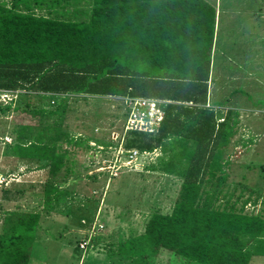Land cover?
Wrapping results in <instances>:
<instances>
[{"label":"trees","instance_id":"obj_1","mask_svg":"<svg viewBox=\"0 0 264 264\" xmlns=\"http://www.w3.org/2000/svg\"><path fill=\"white\" fill-rule=\"evenodd\" d=\"M215 25L216 10L204 0H0V90L55 96L49 115L64 113L66 98L60 96L70 94L138 97L149 90L147 98L172 102L156 134L130 132L122 146L160 150L146 168L182 179L172 209L151 212L143 231L120 240L104 261L157 264L164 252L186 264H249L264 257V197L255 190L244 198L242 183L235 184L240 189L227 186L231 163L223 158L237 125L229 118L216 125L212 111L203 108L218 45ZM234 93L214 106H235ZM234 114L229 109L228 116ZM15 127L5 155L42 163L47 176L73 175L70 153H58L57 145L65 139L79 147L80 140L55 123ZM65 195L46 181L40 211L3 215L0 264H29L43 219ZM69 213L67 221L87 225Z\"/></svg>","mask_w":264,"mask_h":264},{"label":"rangeland","instance_id":"obj_2","mask_svg":"<svg viewBox=\"0 0 264 264\" xmlns=\"http://www.w3.org/2000/svg\"><path fill=\"white\" fill-rule=\"evenodd\" d=\"M204 1L216 10L218 45L212 51L209 102L203 108L212 111L216 125L224 118L234 119V128L237 125L223 158L231 163L227 186L240 189L235 184L242 183L246 186L244 198L255 190L263 198L264 0ZM233 90L235 106H214L217 99L226 102ZM241 91L251 97L247 99ZM147 92L138 91L135 96L152 97ZM64 97V113L49 115L56 107L55 96L0 90V108L9 107L0 111V225L6 212L40 211L42 188L46 181L52 182L66 195L56 211L43 219L29 264H114L104 261L105 253L115 251L120 240L140 234L151 212L169 213L182 179L146 168L162 156L158 149L138 157L136 165L126 162V153L119 147L124 137L120 100L98 95L60 96ZM182 105L191 107L190 103ZM13 108L24 112L15 113ZM229 109L234 110V117L228 116ZM36 111L40 113L34 115ZM54 123L82 143L74 147L62 139L57 145L58 153L68 151L69 161H74L72 176L64 172L47 176L42 163H27L4 154L17 124L37 129V125ZM5 195L16 199L7 200ZM251 210V206L246 208ZM68 212L87 225L81 229V224L67 221L64 215ZM181 260L164 252L157 264H186ZM249 264H264V257L254 256Z\"/></svg>","mask_w":264,"mask_h":264},{"label":"built area","instance_id":"obj_3","mask_svg":"<svg viewBox=\"0 0 264 264\" xmlns=\"http://www.w3.org/2000/svg\"><path fill=\"white\" fill-rule=\"evenodd\" d=\"M121 105L124 109V123L122 124L123 141L130 132L146 135L156 134L164 119V112L171 102L156 98L145 97H120ZM123 143V142H121ZM122 148V145H119ZM123 151V148H122ZM128 164L136 165L138 157H142L148 152H139L136 149L124 151Z\"/></svg>","mask_w":264,"mask_h":264},{"label":"crops","instance_id":"obj_4","mask_svg":"<svg viewBox=\"0 0 264 264\" xmlns=\"http://www.w3.org/2000/svg\"><path fill=\"white\" fill-rule=\"evenodd\" d=\"M119 98H120V97H117L116 99L119 100ZM124 139H125V138H124ZM123 144H124V141H123V143H122V146H123Z\"/></svg>","mask_w":264,"mask_h":264}]
</instances>
